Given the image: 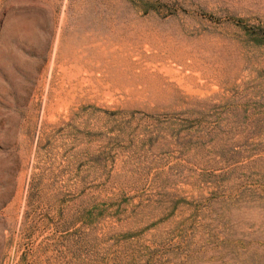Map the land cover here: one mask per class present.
<instances>
[{
  "label": "rangeland",
  "instance_id": "rangeland-1",
  "mask_svg": "<svg viewBox=\"0 0 264 264\" xmlns=\"http://www.w3.org/2000/svg\"><path fill=\"white\" fill-rule=\"evenodd\" d=\"M0 264H264V0H0Z\"/></svg>",
  "mask_w": 264,
  "mask_h": 264
}]
</instances>
